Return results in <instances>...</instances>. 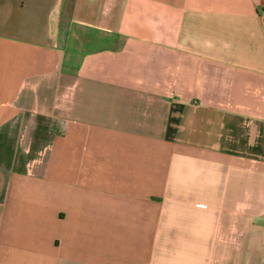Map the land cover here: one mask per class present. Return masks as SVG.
I'll use <instances>...</instances> for the list:
<instances>
[{
	"label": "crops",
	"instance_id": "obj_1",
	"mask_svg": "<svg viewBox=\"0 0 264 264\" xmlns=\"http://www.w3.org/2000/svg\"><path fill=\"white\" fill-rule=\"evenodd\" d=\"M263 235L264 0H0V264H229Z\"/></svg>",
	"mask_w": 264,
	"mask_h": 264
},
{
	"label": "rangeland",
	"instance_id": "obj_2",
	"mask_svg": "<svg viewBox=\"0 0 264 264\" xmlns=\"http://www.w3.org/2000/svg\"><path fill=\"white\" fill-rule=\"evenodd\" d=\"M101 42H97L96 39H92L89 45V49L99 46ZM84 51V50H83ZM264 244V235L261 236ZM229 264H264V246H259V259L253 260L252 253L250 250L244 253H234Z\"/></svg>",
	"mask_w": 264,
	"mask_h": 264
}]
</instances>
